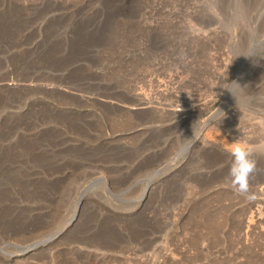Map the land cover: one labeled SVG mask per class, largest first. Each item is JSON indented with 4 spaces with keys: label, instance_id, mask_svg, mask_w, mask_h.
I'll return each mask as SVG.
<instances>
[{
    "label": "rangeland",
    "instance_id": "374dc122",
    "mask_svg": "<svg viewBox=\"0 0 264 264\" xmlns=\"http://www.w3.org/2000/svg\"><path fill=\"white\" fill-rule=\"evenodd\" d=\"M234 142L264 145V0H0V264H264Z\"/></svg>",
    "mask_w": 264,
    "mask_h": 264
},
{
    "label": "clouds",
    "instance_id": "9594fccd",
    "mask_svg": "<svg viewBox=\"0 0 264 264\" xmlns=\"http://www.w3.org/2000/svg\"><path fill=\"white\" fill-rule=\"evenodd\" d=\"M177 111H182L180 104ZM218 112L220 113L219 120L221 121L225 117V113L219 109ZM257 151L264 153V145H261L260 148H254L234 142L229 152L231 163L228 176L230 177L231 188L235 193L249 201L256 198L255 194L250 191V180L259 171L257 160L255 159Z\"/></svg>",
    "mask_w": 264,
    "mask_h": 264
},
{
    "label": "bare ground",
    "instance_id": "6f19581e",
    "mask_svg": "<svg viewBox=\"0 0 264 264\" xmlns=\"http://www.w3.org/2000/svg\"><path fill=\"white\" fill-rule=\"evenodd\" d=\"M75 212H77V211H75ZM75 212L73 213V216H74V218H77V213H75ZM73 216H72V218H73Z\"/></svg>",
    "mask_w": 264,
    "mask_h": 264
}]
</instances>
